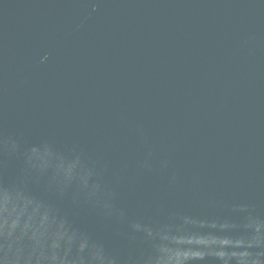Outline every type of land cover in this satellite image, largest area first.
<instances>
[{"label":"water","instance_id":"1","mask_svg":"<svg viewBox=\"0 0 264 264\" xmlns=\"http://www.w3.org/2000/svg\"><path fill=\"white\" fill-rule=\"evenodd\" d=\"M0 264H264V0H0Z\"/></svg>","mask_w":264,"mask_h":264}]
</instances>
